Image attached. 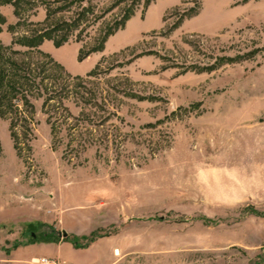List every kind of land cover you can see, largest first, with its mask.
Listing matches in <instances>:
<instances>
[{
    "label": "rangeland",
    "instance_id": "rangeland-1",
    "mask_svg": "<svg viewBox=\"0 0 264 264\" xmlns=\"http://www.w3.org/2000/svg\"><path fill=\"white\" fill-rule=\"evenodd\" d=\"M1 46L0 264H264V0H0Z\"/></svg>",
    "mask_w": 264,
    "mask_h": 264
},
{
    "label": "trees",
    "instance_id": "trees-1",
    "mask_svg": "<svg viewBox=\"0 0 264 264\" xmlns=\"http://www.w3.org/2000/svg\"><path fill=\"white\" fill-rule=\"evenodd\" d=\"M88 9L85 7L77 13L78 15L69 21H54L50 22L52 17V9H47L46 23L41 27L40 24L36 29L30 32V35H24L18 41L30 49H36L38 53L45 57H50L49 54L40 50V45L46 40H52L56 46H61L70 40L72 32L76 30L80 25V20L86 16ZM135 10L128 7L125 10L123 16L120 19L107 24L102 35L97 39L94 45H83L80 49L79 59L83 60L91 53L102 50L105 47V43L110 35L116 30L122 27L125 22L133 15ZM60 32L62 34H60ZM77 41H81L80 37H77ZM13 51L1 46L0 47V112L7 114L12 110V107L19 106L21 101H26L29 105L28 95L25 93L26 83L25 80H31L29 75H26L27 66L14 59ZM51 59V57H50ZM35 82V80H34ZM53 98L52 95L47 98V103ZM15 126L13 122L11 127ZM68 236V235H67ZM75 245H78L76 240L73 241Z\"/></svg>",
    "mask_w": 264,
    "mask_h": 264
},
{
    "label": "water",
    "instance_id": "water-1",
    "mask_svg": "<svg viewBox=\"0 0 264 264\" xmlns=\"http://www.w3.org/2000/svg\"><path fill=\"white\" fill-rule=\"evenodd\" d=\"M59 234H60V235H63V236H67V235H68V233L65 232V231H64V232H60Z\"/></svg>",
    "mask_w": 264,
    "mask_h": 264
},
{
    "label": "built area",
    "instance_id": "built-area-1",
    "mask_svg": "<svg viewBox=\"0 0 264 264\" xmlns=\"http://www.w3.org/2000/svg\"><path fill=\"white\" fill-rule=\"evenodd\" d=\"M41 260H43L44 262H47V263H49V259L48 258H43V259H41Z\"/></svg>",
    "mask_w": 264,
    "mask_h": 264
},
{
    "label": "crops",
    "instance_id": "crops-1",
    "mask_svg": "<svg viewBox=\"0 0 264 264\" xmlns=\"http://www.w3.org/2000/svg\"><path fill=\"white\" fill-rule=\"evenodd\" d=\"M44 44V43H43ZM263 234V233H262ZM38 258V257H37Z\"/></svg>",
    "mask_w": 264,
    "mask_h": 264
},
{
    "label": "bare ground",
    "instance_id": "bare-ground-1",
    "mask_svg": "<svg viewBox=\"0 0 264 264\" xmlns=\"http://www.w3.org/2000/svg\"><path fill=\"white\" fill-rule=\"evenodd\" d=\"M116 252V251H115Z\"/></svg>",
    "mask_w": 264,
    "mask_h": 264
}]
</instances>
